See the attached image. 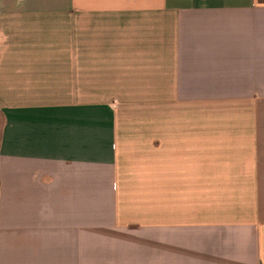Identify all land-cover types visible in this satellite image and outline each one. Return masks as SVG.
Here are the masks:
<instances>
[{
	"label": "crops",
	"instance_id": "obj_1",
	"mask_svg": "<svg viewBox=\"0 0 264 264\" xmlns=\"http://www.w3.org/2000/svg\"><path fill=\"white\" fill-rule=\"evenodd\" d=\"M0 264H264V0H0Z\"/></svg>",
	"mask_w": 264,
	"mask_h": 264
},
{
	"label": "rangeland",
	"instance_id": "obj_2",
	"mask_svg": "<svg viewBox=\"0 0 264 264\" xmlns=\"http://www.w3.org/2000/svg\"><path fill=\"white\" fill-rule=\"evenodd\" d=\"M0 122H1V116H0Z\"/></svg>",
	"mask_w": 264,
	"mask_h": 264
}]
</instances>
